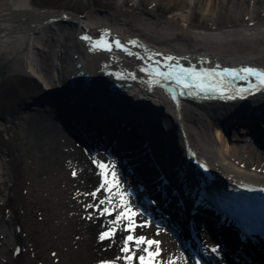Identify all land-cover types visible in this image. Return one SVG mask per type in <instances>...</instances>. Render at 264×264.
Returning a JSON list of instances; mask_svg holds the SVG:
<instances>
[{"label": "bare ground", "instance_id": "obj_1", "mask_svg": "<svg viewBox=\"0 0 264 264\" xmlns=\"http://www.w3.org/2000/svg\"><path fill=\"white\" fill-rule=\"evenodd\" d=\"M230 1L239 8L248 1L258 11L259 0H209L205 13L210 16ZM146 15H137L131 27L129 17H78L37 8L31 0H1V49L29 46L28 69L46 85L35 98L54 107L49 114L39 112L33 126L51 131L64 144L70 143L68 133L95 153L111 151L135 189L137 204L182 243L190 262L264 264V171L232 160L233 148L222 136L242 123L264 144V85L255 77L226 76L216 83L218 78L209 76L204 88L193 80L188 88L156 75L171 71L175 76L180 67L264 70V19L250 26L213 27L193 25L184 15L154 20ZM117 40L132 54L115 47ZM97 41L102 46L94 47ZM107 43L111 51L105 50ZM50 53L51 64L39 58ZM88 74L108 83H131L118 92L129 95L131 105L122 100L128 109L115 114L104 103L80 102L82 91L93 90L82 83ZM71 76L76 83L68 92L70 83L65 87L64 81ZM103 90L97 96L106 99ZM99 139L107 148L97 145ZM223 237L230 244L213 252L210 239Z\"/></svg>", "mask_w": 264, "mask_h": 264}, {"label": "rangeland", "instance_id": "obj_2", "mask_svg": "<svg viewBox=\"0 0 264 264\" xmlns=\"http://www.w3.org/2000/svg\"><path fill=\"white\" fill-rule=\"evenodd\" d=\"M31 1L37 8L78 17H129L131 27L137 25V15L145 13L153 20L158 16L184 15L193 25L213 27L225 23L250 26L264 19V0L258 1V11L248 1L241 8L230 1L212 14L214 19L204 10L209 0ZM195 2L191 12L190 6ZM28 48L22 43L8 51L0 46V264H139L137 257L141 255L146 264H197L184 255L177 238L144 213L113 157L93 152L68 133L70 143L64 144L51 131L33 126L39 112L49 114L54 107L35 98L46 85L28 69ZM41 56L42 61H54L51 53L47 58ZM128 96L118 95V100L125 99L131 105ZM222 136L233 148L232 160L264 171V144L244 124L231 126ZM102 183L105 188L100 187ZM109 187L111 191L107 190ZM109 197L112 204H100ZM114 205L118 211L130 208L137 213L132 216V234L159 241L149 247V252L159 248L158 255H149L142 251L147 245H140L132 248V261L118 259L125 256L121 249L129 235L125 225L131 212H125L120 219L112 239H99L102 232L113 227ZM104 208L112 214H105ZM210 241L217 250L216 240Z\"/></svg>", "mask_w": 264, "mask_h": 264}, {"label": "snow or ice", "instance_id": "obj_3", "mask_svg": "<svg viewBox=\"0 0 264 264\" xmlns=\"http://www.w3.org/2000/svg\"><path fill=\"white\" fill-rule=\"evenodd\" d=\"M83 39L85 40H90V37H83ZM115 47L117 48H121L122 50L128 52L129 55H131L132 53L130 52V50H128L126 47H124L123 45H121V43L117 40L113 42ZM132 44H135V42H131ZM101 42L97 41L96 44L94 45V47H100ZM112 43H107L106 44V48L105 50L111 51L112 50ZM175 58L173 57H167V60L172 61ZM241 73H244V75H240ZM156 75L164 77L165 79H175L176 82L179 83H183L184 87H192V84H189L188 81L189 80H193L198 81L199 83L197 84V86L204 88L205 87V81L207 80V78L209 76L213 77V78H218L215 80L216 83H219L220 81H222L224 79V77L226 76H239L240 79H247L248 77H255L259 82L260 85H264V70H258L255 68H251V67H244L241 69H228L225 68L222 71H216V70H209L207 72H197L195 70H189V69H184L182 67L179 68V73L178 75L173 76V73L170 71L168 72V74L166 75L164 71H157ZM242 91H247V89H244ZM228 98H232V97H228ZM99 167L104 168L105 165L100 164ZM73 175H75V173H73ZM113 175H115V173H113ZM101 188H105V183H102ZM108 191H111V187H109L107 189ZM90 195L95 196L96 193H91ZM121 200H123V196L120 197ZM109 203L112 204V198L109 197L107 200H101L100 204L103 205L105 203ZM88 207H93V205H89ZM121 207H123V205H121ZM112 211H115L116 214V219L114 221H112V225L113 227H110L108 230L102 232L100 234L99 239L100 240H105V239H112L115 236V232H116V227L119 226V221L122 217H125V212H131L130 208H125L124 210H116V206H113ZM112 211H110L108 208H104L103 212L105 214H112ZM137 213L135 212H131V216H127L126 219L128 220V223L125 225V228L129 231V235L125 238V246L121 249L122 252L125 253L124 257L118 258V259H124L126 261H132L133 257L135 256V252L132 250L133 247H139L140 245H147L146 247L142 248V251L147 252L149 255H158L159 254V248H156L154 250V252H149V247L152 245H158L159 241H154V240H146L145 237L143 236H134L132 233L134 232L133 229V221H132V216H135ZM145 224H147V222H145ZM213 252L216 251L215 248L212 249ZM139 264H146L145 262V257L143 255L137 257ZM104 264H108V262H104Z\"/></svg>", "mask_w": 264, "mask_h": 264}, {"label": "water", "instance_id": "obj_4", "mask_svg": "<svg viewBox=\"0 0 264 264\" xmlns=\"http://www.w3.org/2000/svg\"><path fill=\"white\" fill-rule=\"evenodd\" d=\"M87 77H92V76H90V74H88L87 75ZM90 78H88V80L87 81H84V82H82L83 83V86L85 87V88H87V87H89V88H91V86H93L92 87V89L93 90H87L88 91V93H87V95L85 94V93H83V91L81 92V96L82 97H80V96H78V100L80 101V102H82L85 106L86 105H89V106H91L92 104H94V103H96L97 105L98 104H105V106L107 105V106H109V107H113V111L115 112V114L117 113L116 112V109L118 110H122V109H128V108H126L125 106L126 105H124L120 100H118L119 98H118V92H121L122 91V89L124 88V87H132V85H131V83H129V84H126V83H117V82H115L114 81V83H108V81H101L100 80V78H99V76L97 75V76H95L93 79H95L93 82H92V85H90V83L89 82H91L93 79H90ZM65 82V87H67L68 86V83H70L69 85H70V87H68L67 89H65V90H67L68 92H69V90H70V88H75V83H76V81H75V78L73 77V76H71L70 77V80L68 79V80H66V81H64ZM126 85V86H125ZM88 89V88H87ZM104 89V90H103ZM100 90H103V91H105L104 93L106 94V96H108L106 99H104V98H99L98 96H97V94H98V92L100 91ZM104 97V96H103ZM92 99L94 100V103H92V102H90V101H92ZM130 109V108H129ZM105 111H107V110H105ZM126 116V115H125ZM128 117V116H127ZM128 120H129V117H128ZM126 121H127V118H126ZM134 123V122H133ZM97 145H100V147H102V148H107V143H106V141L105 140H97ZM147 144H148V141H147ZM147 144H146V146H147ZM109 153V155L112 157L114 154H112V152L111 151H109L108 152ZM123 164H124V162H122V166H123ZM132 166V165H131ZM194 167V166H193ZM193 167H191V169L193 170ZM187 171V170H186ZM162 172L163 171H161L160 172V178H159V180L161 181V183H162V185L164 184V181H163V179H162V177H163V175H162ZM131 190V192L133 193V194H135V189H130ZM180 197V196H179ZM182 202V199L179 201V204ZM178 225V224H177ZM179 226V225H178Z\"/></svg>", "mask_w": 264, "mask_h": 264}]
</instances>
